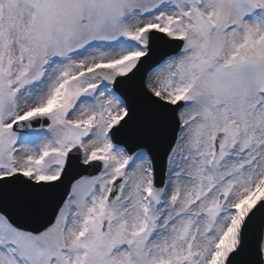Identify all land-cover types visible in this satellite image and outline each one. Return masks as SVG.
<instances>
[{
  "label": "snow or ice",
  "instance_id": "6c2138e0",
  "mask_svg": "<svg viewBox=\"0 0 264 264\" xmlns=\"http://www.w3.org/2000/svg\"><path fill=\"white\" fill-rule=\"evenodd\" d=\"M0 264H264V0H0Z\"/></svg>",
  "mask_w": 264,
  "mask_h": 264
}]
</instances>
